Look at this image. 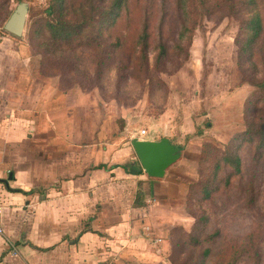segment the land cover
<instances>
[{
	"label": "rangeland",
	"instance_id": "obj_1",
	"mask_svg": "<svg viewBox=\"0 0 264 264\" xmlns=\"http://www.w3.org/2000/svg\"><path fill=\"white\" fill-rule=\"evenodd\" d=\"M19 2L27 3L28 15L23 35L15 37L3 30V24ZM174 2L128 1L126 12L111 31L112 38L107 39L113 43V38L118 37L122 47L116 61L99 69V80L94 47L73 48L67 55L43 56L44 47L38 44L36 35L38 26L50 16L51 0H9L5 10L0 11L1 84L14 79L22 90H73L72 96L77 95L79 102L75 113L81 140L90 138L97 152L109 150L114 154L125 146L131 149V139L142 137L141 130H145L144 136L152 133L155 138L168 137L173 145L182 147L180 158L166 175L168 186L164 192L172 196L159 200L154 197L165 211L160 218L166 224L158 226L167 244L164 258L169 249H175L176 240L186 236L197 225L196 218L204 214L208 222L200 237H204L203 248L210 249L205 264H253L256 251L259 264H264V157L255 163V148L244 141L237 152L240 174L225 185L228 169L220 167L210 184L215 190L209 198L203 199L199 190L219 153L236 144L246 130L250 116L246 117L245 110L253 104L256 90L241 80L259 77L256 69L264 59V31L252 56L254 67L248 61L240 66L236 21L220 14L203 18L191 32L190 45L185 46L187 58L179 62L168 56L164 65L153 68L156 44L164 42L171 55L179 31ZM6 5L7 15L1 21ZM145 12L149 14L150 31L151 64L147 75L137 66L132 53ZM190 18H197L196 14ZM120 66L124 67L126 79L118 85ZM255 118L258 116L253 111L251 119ZM131 152L136 159L133 149ZM134 162L138 164L137 159ZM148 226L142 228L145 236L148 233L144 228ZM250 236H254L257 248L237 260L231 258L237 256L239 247Z\"/></svg>",
	"mask_w": 264,
	"mask_h": 264
},
{
	"label": "crops",
	"instance_id": "obj_2",
	"mask_svg": "<svg viewBox=\"0 0 264 264\" xmlns=\"http://www.w3.org/2000/svg\"><path fill=\"white\" fill-rule=\"evenodd\" d=\"M14 81H0V264L164 262L165 211L154 197L172 196L169 170L149 178L132 148L102 153L81 140L73 90H22ZM137 188L143 205L134 207Z\"/></svg>",
	"mask_w": 264,
	"mask_h": 264
},
{
	"label": "trees",
	"instance_id": "obj_3",
	"mask_svg": "<svg viewBox=\"0 0 264 264\" xmlns=\"http://www.w3.org/2000/svg\"><path fill=\"white\" fill-rule=\"evenodd\" d=\"M51 0L50 16L44 25L38 26V44L44 47L43 56L50 55L55 57L58 53L67 55L73 48L94 47L96 50V77L100 80L101 67H109L118 57L122 47L120 39L113 38V43H108L107 39L111 37V31L121 19L124 11L126 12L129 0ZM9 0H0V11L5 10L4 4ZM264 0H175V10L179 18V31L176 40L172 46L171 55L168 47L164 42L159 41L154 49L157 53L153 56V68L164 65L168 56L170 59L183 61L187 58L185 46L191 43V32L197 22L204 19H211L215 15L228 17L236 21L238 25V35L235 44L238 47L239 65L247 61L252 67V56L255 48L262 39L264 31ZM196 14L197 18H190V15ZM3 21L7 15L2 14ZM165 13L159 20V28L165 19ZM150 31H149V14L144 13L141 20V27L134 40V60L137 66L147 75L150 66ZM64 49V50H62ZM66 57V56H65ZM170 60V61H171ZM116 61V60H115ZM118 61V60H117ZM177 62V63H179ZM124 67L120 66L119 80L124 83L126 77L122 71ZM259 74L258 78L243 79L255 87V99L251 106L246 107V117L250 116L247 127L239 135V141L231 147L224 148L218 156L217 161L213 164L211 173L208 178L199 184V190L203 193V199H208L210 194L215 190V186H210L212 181L217 177L220 167L228 169V177L224 184H229L230 178L237 176L241 172V162L238 155V149L244 141L250 142L254 146V161L258 163L264 157V59L260 67L256 69ZM125 78V79H124ZM242 83V82H241ZM255 111L258 118L251 119V114ZM182 150L181 146L174 145ZM126 170V165L121 166ZM143 205V192L137 188L133 206ZM197 225L187 232L186 236L179 237L171 251L169 249L164 262L158 264H205L207 257L210 255L208 247L203 248L204 237L200 235L205 228L208 217L199 216L196 218ZM202 227H199L201 225ZM201 232V233H200ZM206 239V238H205ZM254 236H250L243 241L237 256L231 258L237 260L238 257L257 248ZM253 264L260 263V255L253 253Z\"/></svg>",
	"mask_w": 264,
	"mask_h": 264
},
{
	"label": "water",
	"instance_id": "obj_4",
	"mask_svg": "<svg viewBox=\"0 0 264 264\" xmlns=\"http://www.w3.org/2000/svg\"><path fill=\"white\" fill-rule=\"evenodd\" d=\"M27 15V3L19 2L3 24V30L15 37H21ZM130 144L143 173L149 178L164 177L165 172L181 156V150L171 144L166 137L158 141L132 138Z\"/></svg>",
	"mask_w": 264,
	"mask_h": 264
},
{
	"label": "built area",
	"instance_id": "obj_5",
	"mask_svg": "<svg viewBox=\"0 0 264 264\" xmlns=\"http://www.w3.org/2000/svg\"><path fill=\"white\" fill-rule=\"evenodd\" d=\"M145 133H146L145 130H141V132H140V136H144ZM0 213H1V207H0ZM144 230L149 234L150 231H151V228L148 226V227H145ZM155 241H156V242H160L159 239H156Z\"/></svg>",
	"mask_w": 264,
	"mask_h": 264
}]
</instances>
